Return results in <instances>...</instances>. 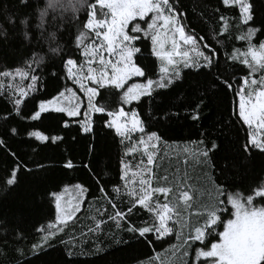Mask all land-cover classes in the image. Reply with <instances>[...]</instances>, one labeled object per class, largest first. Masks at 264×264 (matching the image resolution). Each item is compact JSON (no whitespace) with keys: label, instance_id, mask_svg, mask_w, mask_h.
Segmentation results:
<instances>
[{"label":"snow or ice","instance_id":"1","mask_svg":"<svg viewBox=\"0 0 264 264\" xmlns=\"http://www.w3.org/2000/svg\"><path fill=\"white\" fill-rule=\"evenodd\" d=\"M218 3L220 7L215 10V17L219 27L206 40L195 30L186 32L180 0H92L85 21L81 22L82 30L71 37V50L65 52L61 43L50 49L60 63L59 71H51L50 76L63 81L62 88H58L55 94L47 97L35 95L40 91L41 77L36 72L39 70L38 60L42 59L35 51L24 68L0 72V78L4 80L15 81L17 77L30 80L26 88L18 83H0V100L8 106L0 113V122L8 125L5 131L9 137L22 134L20 123L50 118L57 126L67 128L69 118L84 116L82 121L75 119V123L78 131L92 136L88 144V153L91 154L97 150L91 115L100 113L106 116L105 128L114 132L125 149L118 180L109 184L108 179L83 163L81 166L88 171L91 184H73L70 196L68 186L62 191L48 193V202L54 205V218L35 227L40 239L31 244L28 254L20 247L14 248L18 253L15 264H32L34 257L54 250L58 234L69 222L78 219L77 213L89 198L105 202L112 211H106L107 220H94V227L88 232L95 234L110 221L117 230L112 239L118 246L132 243L150 246L174 233L176 225L181 223L182 211L191 206L192 196L179 184L168 186L170 180L176 178H170L154 166L162 137L151 130L148 121L179 118L182 112L184 118L199 124L211 101L221 91L230 92L234 98L233 107L226 121L222 118L216 122L219 125L216 132L227 135L235 130L237 143L243 133L239 160L224 155L219 135L214 136L208 129L200 132L199 141H189L196 145L192 154L214 175L218 172L217 179L226 177L230 171L239 172L241 164H248L255 154L264 156V40L253 43L258 36H264V11L258 12L255 0H218ZM20 6L31 8V0H20ZM76 11L79 10L74 9ZM228 12L233 18L225 15ZM44 16L45 12H41V20ZM26 18L31 20L28 12L15 19L12 15L6 17L13 27L17 22L19 26L25 25ZM237 22L240 28L235 38L245 41L246 48L227 51L224 41L232 37L231 25ZM43 31L39 22L27 24L23 40L33 49L38 48ZM141 44H145L143 50ZM181 44L187 45L189 50H184ZM77 51L83 58L80 63L74 58ZM145 52L160 61L158 73L148 64L141 63L147 58ZM33 65H37L36 69ZM237 65L243 67L238 69ZM190 76L193 79L189 85L191 95L180 98L182 109L158 116L150 107L146 120L135 107H131L143 98L154 100L161 90L172 89ZM133 78L141 82L129 85ZM100 89L119 90L115 92L117 100L113 101V107L95 101ZM78 92L87 97V103L83 105L87 109L85 113H82ZM27 99L36 102L30 111L25 110ZM125 106H129L127 110ZM10 121H17V124ZM24 131L43 147L59 148L64 142L59 134ZM0 150L13 157L0 192L14 188L20 173L44 175L53 167L35 158L21 161L11 152L4 137H0ZM138 151L141 153L138 163L124 159L135 157ZM184 151L188 153L190 150L186 147ZM60 166L66 170L77 167L71 158H66ZM210 182L215 183L211 179ZM215 189L217 198L204 206L203 223L181 241L184 246L181 256L189 257V251L192 253L185 264H264V175L252 177L243 185V190L223 183L215 184ZM160 196L165 199L161 201ZM180 202H184L182 207ZM139 210L145 212L143 217L137 214ZM220 225L222 230L217 231ZM176 234L179 238V232ZM81 235L86 234L82 232ZM213 235L214 239L208 240ZM27 236L22 216H0V242L19 245ZM59 243H64L63 238H59ZM171 247L174 251L178 248L177 245ZM3 252L0 249V255ZM64 255L67 264H81L90 254L73 244L66 246Z\"/></svg>","mask_w":264,"mask_h":264},{"label":"trees","instance_id":"2","mask_svg":"<svg viewBox=\"0 0 264 264\" xmlns=\"http://www.w3.org/2000/svg\"><path fill=\"white\" fill-rule=\"evenodd\" d=\"M60 1H63V6L67 5L66 0ZM91 2L92 0H88V4ZM255 2L258 12L264 11V0H255ZM180 4L184 13L183 23L187 26L186 32L195 30L198 35L209 40L219 27V21L215 17V10L220 7L218 0H180ZM42 6L46 8V11H38ZM82 7L83 0L74 9L79 10ZM74 9L65 12L61 10V7L56 6L52 0H48L47 3L45 0H31V8L29 9H23L20 6V0H0V72L14 71L17 67L24 68L28 60L32 58L33 51H35L36 56L42 58L38 60L39 70L36 72L41 77V82L38 85L40 91L35 95L47 97L55 94L58 88H62L63 81L50 76L51 71L58 72L60 69L59 58L51 53L50 49L61 43L65 52L71 50V37L82 30L81 22L86 19L88 5L83 10L74 12ZM24 12H28L31 16V20L26 18L25 25L19 26L17 22L16 26L13 27L8 23L6 19L8 15H12L15 19L17 16L23 15ZM41 12H45L42 20ZM225 15L233 18L231 12L225 13ZM33 22H39L44 28L40 37V46L35 49L29 42L23 40V31L26 30L27 24ZM239 28L238 22L231 25L232 37L224 41V48L227 51L234 48L241 50L246 48L245 41L235 38L239 35ZM30 35L31 33H29ZM260 40H264V36H258L253 40V43L256 44ZM140 46L143 50L145 44ZM46 55L47 59L45 60ZM145 56L147 58L141 63L148 64L158 73L160 61L154 56L148 55L147 52H145ZM74 58L77 59L78 63L82 62L83 59L79 51L74 53ZM36 67L37 65H33V69ZM237 67L239 69L243 66L237 65ZM133 82H141V80L135 78L128 83L130 85ZM192 82L193 79L190 76L187 80L177 83L172 89L161 90L160 95L156 96L154 100L149 101L148 98H143L141 102L134 103L131 107H135L141 113L142 118L146 120L150 107L158 116H162L168 111L180 110L183 108L180 98L191 95L189 85ZM0 83H18L26 88L30 80H20L19 77L15 81L0 78ZM69 86H71L70 83ZM117 91L119 90L100 89L96 102L109 108L113 107V101L117 100L115 95ZM78 95L81 97L82 113H84L86 109L83 107L85 98L80 92ZM35 103L34 100L27 99L25 110L33 109ZM233 103L232 94L230 92L225 94L221 91L205 109L204 118L199 124L184 118L182 112L179 118L148 121L151 130L157 131L162 137V141L158 145L159 151L154 160V166L162 173H167L170 178H176L170 180L168 186L179 184L183 190L189 191L192 196L191 206L182 211L181 223L176 225V230L170 237L150 246L132 243L121 247L112 239L117 230L110 221L103 224L99 232L89 233L88 229L94 227V220H107L106 211L107 213L112 211L105 202L89 198L88 202L82 206L81 212L77 213L78 219L69 222L64 231L58 234L55 249H50L34 257L32 264H67L64 252L66 246L73 244L90 254L83 259L81 264H185L186 261L190 260L191 251H189V257H183L180 254L184 247L181 241L191 230L203 223L201 214L205 211L204 206L217 198L215 184L223 183L225 186L232 184L243 190V185L249 183L252 177L264 175V156L259 154H255L248 164H241L239 172L230 171L226 177L221 179H217L218 172L214 175L198 163L197 158L192 154L196 145L189 143V141H199L200 132L208 129L214 136L219 135V142L224 148V155L229 159L239 160L240 145L244 142L243 133L241 132L239 143H237L235 130L227 135L216 132L219 127L216 122L222 118L227 120ZM7 107L3 100H0V113L5 112ZM128 107L125 106V110ZM82 117L69 118V127L67 128L57 126L56 121L50 118L20 123L19 128L22 134L15 138L9 137L5 131L8 125L0 122V137L8 140L11 152H14L16 157L23 162L35 158L53 165L44 175L18 174V184L8 192H0V216L8 218L22 216L23 228L28 233L27 239L21 241L19 245H6L0 242V249L4 250L3 255H0V264H15V260L18 258V253L14 251L15 247L22 248L25 254H28L31 244L39 241L40 234L35 231V227L53 219L55 214L54 205H50L48 202L50 191H62L64 186H68L71 190V186L75 183H92L88 171L81 166L83 163H87L91 169L108 179L109 184L119 179L120 160L125 149L120 145L119 138L115 136L114 132L105 128V114L95 113L92 117L95 132L94 142L97 150L91 154L88 153V144L92 140V136L78 131V125L75 123V119L82 121ZM10 123L17 124V121H10ZM24 129L41 131L44 134L50 132L53 135L59 134L63 136L64 142L59 148L43 147L40 146V142H34V139L29 137ZM186 147L190 150L188 153L184 151ZM140 155L141 153L138 151L135 157H124V159L126 161L131 159L132 163L136 164ZM66 158L74 160L77 165L75 170H66L60 166ZM12 164L13 157L0 150V188L3 187L2 181L6 175V170L12 167ZM210 179L215 183L210 182ZM164 199L163 196H160L161 201ZM180 204L182 207L184 202H180ZM137 214L143 217L145 212L139 210ZM216 230L221 231L222 225L218 226ZM82 232L86 235L82 236ZM177 232H179V238H177ZM59 238H63L64 243H59ZM125 238L127 239V237ZM213 239L214 235L208 237V240ZM171 245H177V250L174 251ZM196 246L198 245L193 247Z\"/></svg>","mask_w":264,"mask_h":264},{"label":"rangeland","instance_id":"3","mask_svg":"<svg viewBox=\"0 0 264 264\" xmlns=\"http://www.w3.org/2000/svg\"><path fill=\"white\" fill-rule=\"evenodd\" d=\"M53 1V3L56 5V6H58V7H61V10H63V11H67V10H72V9H74L78 4H80L81 3V0H66L67 1V5L66 6H63V4H62V2L63 1H60V0H52ZM52 11H53V9H52ZM177 39H178V37H177ZM181 46H182V48L184 49V50H189V47L187 46V45H183V44H181ZM166 47H169V46H166ZM133 79H135V78H133ZM131 81V80H130ZM129 81V82H130ZM24 84V83H23ZM83 94V93H82ZM84 95V94H83ZM84 98H85V103L84 104H86L87 103V97H86V95H84ZM97 98V97H96ZM96 98H95V101H96ZM85 112H87V109H85V111H84V113ZM95 114V113H94ZM94 114H92L91 115V119L93 120V116H94ZM83 119H84V116L82 117ZM72 194V192H71V190L69 191V196Z\"/></svg>","mask_w":264,"mask_h":264},{"label":"clouds","instance_id":"4","mask_svg":"<svg viewBox=\"0 0 264 264\" xmlns=\"http://www.w3.org/2000/svg\"><path fill=\"white\" fill-rule=\"evenodd\" d=\"M48 0H45V3H47ZM88 5V0H83V7L79 10H83ZM38 11H46V8L42 6L41 9H38ZM47 59V55L45 56V60Z\"/></svg>","mask_w":264,"mask_h":264}]
</instances>
